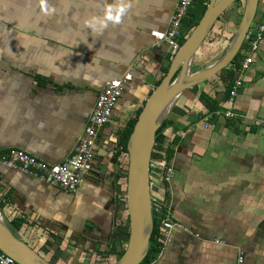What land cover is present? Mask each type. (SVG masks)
Masks as SVG:
<instances>
[{
  "label": "crops",
  "instance_id": "crops-1",
  "mask_svg": "<svg viewBox=\"0 0 264 264\" xmlns=\"http://www.w3.org/2000/svg\"><path fill=\"white\" fill-rule=\"evenodd\" d=\"M117 2L47 0L54 11L45 14L39 0H0V151L19 148L50 164L67 161L104 85L134 74L133 87L97 138L94 169L76 191L0 164L8 224L23 221L16 235L52 264H113L128 243L127 213L118 215L125 195L119 188L127 184L126 156L114 157L118 132L162 78L170 51L153 32L169 29L178 0H124L121 23L102 28L106 6ZM234 5L200 46L193 72L229 48L240 23ZM258 23H264V0ZM250 51L247 43L235 64L186 90L167 116L151 171L152 196L166 201L181 226L150 264H237L239 256L244 264H264V127L254 124L264 116V39L241 70ZM237 78L243 79L234 100L238 116L218 117ZM166 165L173 168L167 184Z\"/></svg>",
  "mask_w": 264,
  "mask_h": 264
},
{
  "label": "water",
  "instance_id": "water-1",
  "mask_svg": "<svg viewBox=\"0 0 264 264\" xmlns=\"http://www.w3.org/2000/svg\"><path fill=\"white\" fill-rule=\"evenodd\" d=\"M237 0H210L199 23L171 59L168 72L148 96L129 137L126 207L129 239L124 254L113 264H140L148 254L154 229L151 161L158 129L177 99L191 87L231 65L255 20L259 0H246L237 31L225 54L203 70L193 72L197 51L221 15ZM0 250L20 264H52L14 233L0 205Z\"/></svg>",
  "mask_w": 264,
  "mask_h": 264
},
{
  "label": "built area",
  "instance_id": "built-area-1",
  "mask_svg": "<svg viewBox=\"0 0 264 264\" xmlns=\"http://www.w3.org/2000/svg\"><path fill=\"white\" fill-rule=\"evenodd\" d=\"M194 1L195 0H178L170 20L169 29L166 31L153 32L158 45L162 43L168 45L172 58L182 46L181 38L184 37V35H188V32L184 29V21L188 17ZM263 39L264 23L252 24L246 38L247 43L250 45L251 54L241 63V70L247 69L254 61V55L259 50ZM133 78V72H128L123 77L112 79L104 85L96 99L89 121L84 128L83 135L79 139L75 152L67 161L58 164H50L22 149L11 148L6 151H0V164L24 172L40 181L61 188L67 192L76 191L84 181L86 173L94 169L97 138L106 124L112 121L115 107L124 92L133 87ZM242 85L243 79L237 78L230 90V96L227 101L228 108L224 114L216 112L218 117L232 119L238 116L234 111V100ZM206 120H209V118ZM254 124L258 127H264V116L254 119ZM156 164L155 159H152L151 168ZM172 177L173 168L167 165L164 166L162 181L167 184L171 181ZM154 187L155 183L151 180V192ZM121 198H123V202L126 203V194ZM152 200L153 217L161 224V240L165 242L169 238L172 230L176 226L181 225L173 221L168 215L169 208L165 200L158 199L156 196H152ZM0 264L20 263L0 250ZM237 264H244L243 256L238 257Z\"/></svg>",
  "mask_w": 264,
  "mask_h": 264
},
{
  "label": "trees",
  "instance_id": "trees-1",
  "mask_svg": "<svg viewBox=\"0 0 264 264\" xmlns=\"http://www.w3.org/2000/svg\"><path fill=\"white\" fill-rule=\"evenodd\" d=\"M209 2H210V0H195L194 1V4H193V6H192V8L188 14V17L184 21V29L186 32H189V33H188V35L181 38V44L182 45L186 41L188 36L190 35L191 31L194 29V27L201 20ZM238 3H241V0H237L234 4H238ZM246 42H247V40L244 42V44L241 48V51L244 49L245 45L247 44ZM240 54L241 53L239 51V53L235 56L234 61L232 63L235 64L239 60ZM171 59H172V57L170 55L168 58L167 64L162 66L161 70L163 72V75H162V78L157 82V85H159L161 83L163 76H165V74L168 72V69H169L170 64H171ZM201 97H203V93L201 94ZM144 104H143V106H144ZM143 106L137 110V112L135 113V115L131 119H129V121L126 123L125 127H123L118 132V149H117L116 153L114 154V157L117 159L121 154H124L126 156V162H125L126 172L128 170L127 143H128L129 137H130V135L134 129L135 123L138 119V116H139ZM213 109H211V110H213ZM167 125H168V119H166L164 121L162 126L157 131L156 143H155V147H154V150L152 153V159H156L159 157V155H158V151H159L158 144H159V141L161 140L163 130L166 128ZM170 153L171 152H169L167 154V157H169ZM151 170H153V169L151 168ZM126 180H127V177H126ZM126 186H127V184H126ZM126 186H125V189H123V190L119 188L120 196L121 195L123 196L124 194H126ZM119 207H120V214L118 212V215L121 216V218H122L124 213H127L126 237H127V241H128V239H129V216H128V210L126 207V203L122 202ZM22 225H23V221L17 219L15 223L10 225V227H11L12 231L17 234V230H20L22 228ZM162 243H163V241L161 240V224L159 221H157L156 218H154V229H153L151 240H150L149 251H148V254L145 257V259L140 264H150L154 260H156L161 249H162V245H163ZM111 250L112 251L115 250V245L112 246ZM124 252H125V249L122 250L120 253H118L117 260L124 254Z\"/></svg>",
  "mask_w": 264,
  "mask_h": 264
},
{
  "label": "clouds",
  "instance_id": "clouds-1",
  "mask_svg": "<svg viewBox=\"0 0 264 264\" xmlns=\"http://www.w3.org/2000/svg\"><path fill=\"white\" fill-rule=\"evenodd\" d=\"M39 5L41 11L45 14H50L54 11V9L49 7L47 0H39ZM127 8L128 4H126L124 0H118V2L114 5H107L103 18L98 21L99 24L102 28H106L108 26V22H112L113 24L121 23L122 17L125 15ZM93 20H96V18H93ZM88 23L92 25V22Z\"/></svg>",
  "mask_w": 264,
  "mask_h": 264
},
{
  "label": "rangeland",
  "instance_id": "rangeland-1",
  "mask_svg": "<svg viewBox=\"0 0 264 264\" xmlns=\"http://www.w3.org/2000/svg\"><path fill=\"white\" fill-rule=\"evenodd\" d=\"M245 1L246 0H241V3H238V4H235L234 6H233V13H234V15H235V17H236V19L240 22V20H241V17H242V14H243V11H244V5H245ZM227 12V11H226ZM166 75V74H165ZM148 98V97H147ZM116 186H115V188H114V194H115V196H117V190H116Z\"/></svg>",
  "mask_w": 264,
  "mask_h": 264
}]
</instances>
